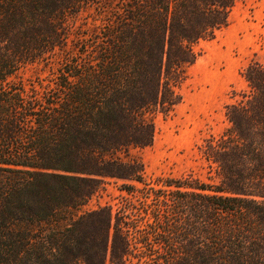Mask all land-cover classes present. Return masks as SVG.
Wrapping results in <instances>:
<instances>
[{
	"label": "trees",
	"instance_id": "1",
	"mask_svg": "<svg viewBox=\"0 0 264 264\" xmlns=\"http://www.w3.org/2000/svg\"><path fill=\"white\" fill-rule=\"evenodd\" d=\"M238 1L0 0V264H264L263 63L197 146L206 180L135 153ZM110 180L116 209L79 213Z\"/></svg>",
	"mask_w": 264,
	"mask_h": 264
},
{
	"label": "rangeland",
	"instance_id": "2",
	"mask_svg": "<svg viewBox=\"0 0 264 264\" xmlns=\"http://www.w3.org/2000/svg\"><path fill=\"white\" fill-rule=\"evenodd\" d=\"M195 49L199 56L188 68V78L180 88V103L167 117H155L152 144L135 151L144 164L147 181L189 173L206 180L208 168L197 146L203 138L221 132L227 125L224 105L231 102L233 90L247 87L240 70L252 59L264 64V0L238 1L231 10L229 24L212 40L197 43ZM55 66L29 65L21 78L27 87L30 83L37 85L38 79L52 75ZM121 182L110 180L79 213L105 204L115 210L117 202L126 196L118 189Z\"/></svg>",
	"mask_w": 264,
	"mask_h": 264
}]
</instances>
